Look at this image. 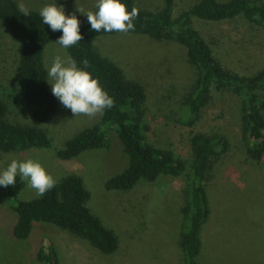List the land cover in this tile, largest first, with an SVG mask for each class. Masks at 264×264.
<instances>
[{"label":"rangeland","instance_id":"obj_1","mask_svg":"<svg viewBox=\"0 0 264 264\" xmlns=\"http://www.w3.org/2000/svg\"><path fill=\"white\" fill-rule=\"evenodd\" d=\"M29 9L40 10L55 3L67 15H80L77 0H17ZM198 0H178L185 9ZM225 1V0H220ZM85 11L96 8V0H78ZM138 6L159 10L163 0H136ZM182 8V9H183ZM176 15V12H174ZM193 26L215 43L216 56L228 69L254 74L264 67V29L253 28L246 19L217 22L193 17ZM213 41V42H214ZM95 48L115 62L128 79L144 84L147 91L145 119L158 144L170 145L184 158L192 157L190 134L203 130L225 134L228 150L213 163L205 181L210 217L202 227L201 264H264V157L254 160L244 152L240 136V98L229 91L213 92V101L202 111L194 126L177 122L180 98L195 78L196 70L186 56V47L175 40H159L149 34L103 33L94 37ZM260 50V51H259ZM70 56L56 41L44 47L46 70L54 58ZM18 42L0 20V99L7 103L6 119L14 123L36 124L45 129L52 145L30 147L0 156V171L12 159L38 160L57 181L70 173L82 176L90 191L87 205L103 223L113 229L119 248L104 254L87 239L49 222L35 221L29 237L14 236L16 199L8 187L0 186V264H46L38 259L41 248H55L59 264H185L180 245L183 215L180 211L187 176L165 174L155 180L141 179L129 190L107 189L105 183L128 164V156L117 131H109L108 148L86 149L71 159H60L56 151L82 129L100 123L101 115L74 116L59 101L55 118L35 122L20 95L17 82ZM71 57V56H70ZM50 87L51 84L49 83ZM38 197L25 181L17 198Z\"/></svg>","mask_w":264,"mask_h":264},{"label":"trees","instance_id":"obj_2","mask_svg":"<svg viewBox=\"0 0 264 264\" xmlns=\"http://www.w3.org/2000/svg\"><path fill=\"white\" fill-rule=\"evenodd\" d=\"M123 2L128 11L132 7L139 9V16L134 20L135 29L131 32L149 34L159 40H175L186 47V56L196 74L180 98L176 121L194 126L204 108L213 101L214 90L232 92L240 98L239 134L244 152L254 160L263 159L264 67L248 75L225 67L215 52L224 43H215L213 38L208 41L205 38L207 29L203 33L194 27L193 17L217 22L244 18L253 28L264 29V0H198L189 3L185 9L178 0H163L161 8L155 11L138 6L136 0ZM18 4L17 0H0V20L19 45L16 68L20 95L34 121L45 122L56 117L59 100L53 96L47 80L44 47L49 41H57L62 32H53L44 25L39 10L29 9V16H24L19 12ZM76 16L81 23L83 39L66 49L78 67L84 68L83 61L88 62L87 70L114 98L115 106L101 114L100 123L67 139L64 146L56 151L57 156L66 160L86 149L108 148L109 131L115 129L128 156V164L106 181L107 189L129 190L141 179L155 180L162 174L172 178L186 175L180 207L183 222L179 241L185 264H201L198 256L203 246L202 227L211 212L205 181L211 174L213 163L228 150L229 140L225 134L217 132L192 131L189 137L190 159L178 154L170 145L158 144L151 125L145 119L147 91L144 84L126 78L119 65L95 48L94 37L109 32L92 31L85 14ZM260 53L264 54V51ZM7 110L6 101L0 99V156L4 152L52 145L45 129L34 123L8 121ZM24 185L25 181L17 177L16 185L8 186V195L16 199L13 207L17 213L13 231L16 238L29 237L35 221L49 222L87 239L104 254L112 255L118 250L116 233L87 205L90 191L82 176L70 173L42 197L20 200L17 195ZM37 257L46 264H59L58 254L51 245L47 250L41 248Z\"/></svg>","mask_w":264,"mask_h":264},{"label":"clouds","instance_id":"obj_3","mask_svg":"<svg viewBox=\"0 0 264 264\" xmlns=\"http://www.w3.org/2000/svg\"><path fill=\"white\" fill-rule=\"evenodd\" d=\"M17 7L21 14L29 16L30 10L23 2ZM96 8V11H85L77 0L76 11L87 16L92 31L127 33L135 29L134 20L139 16L138 8L132 7L131 11H128L123 0H96ZM39 15L42 23L53 32H62L56 43L63 48H70L83 39L80 20L75 13L67 15L62 5L47 4L39 10ZM83 63L85 67L80 68L72 57L57 55L48 67L47 80L51 84L53 96L74 116L95 118L106 109L114 107L115 101L99 79L87 70L88 62L85 60ZM17 177L26 181L38 197L53 189L58 182L40 161L31 158L23 161L12 159L8 166L0 171V186H15Z\"/></svg>","mask_w":264,"mask_h":264},{"label":"crops","instance_id":"obj_4","mask_svg":"<svg viewBox=\"0 0 264 264\" xmlns=\"http://www.w3.org/2000/svg\"><path fill=\"white\" fill-rule=\"evenodd\" d=\"M26 150H27V149H26ZM1 155H2V154H1ZM98 264H109V262H107V263H104V262L100 263V261H99Z\"/></svg>","mask_w":264,"mask_h":264}]
</instances>
